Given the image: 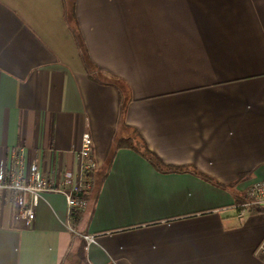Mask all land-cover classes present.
<instances>
[{
	"label": "crops",
	"instance_id": "crops-1",
	"mask_svg": "<svg viewBox=\"0 0 264 264\" xmlns=\"http://www.w3.org/2000/svg\"><path fill=\"white\" fill-rule=\"evenodd\" d=\"M102 75L127 86L124 123ZM86 131L101 168L77 227L96 241L63 194L25 226L0 191V264H264V212L235 207L264 179V0H0V161L24 147L61 178ZM137 132L183 170L129 146L108 164Z\"/></svg>",
	"mask_w": 264,
	"mask_h": 264
},
{
	"label": "built area",
	"instance_id": "built-area-1",
	"mask_svg": "<svg viewBox=\"0 0 264 264\" xmlns=\"http://www.w3.org/2000/svg\"><path fill=\"white\" fill-rule=\"evenodd\" d=\"M93 147L91 133L84 132L77 148V171L66 170L61 178L57 170L50 176L41 170L36 160L28 162L24 147L10 149L8 159L0 161V191L11 193L15 218L28 226L33 224L43 194L61 193L69 208V229L84 237L88 244L96 241L94 234L80 232L74 215L76 211L84 210L88 206V201L81 194L92 188V172L99 166L93 155ZM257 205L264 207V179L251 183L245 190L243 201L235 207L242 216ZM256 253L264 261V238Z\"/></svg>",
	"mask_w": 264,
	"mask_h": 264
},
{
	"label": "trees",
	"instance_id": "trees-1",
	"mask_svg": "<svg viewBox=\"0 0 264 264\" xmlns=\"http://www.w3.org/2000/svg\"><path fill=\"white\" fill-rule=\"evenodd\" d=\"M76 39L78 40V43L82 49V54L84 56V58L86 59V63L90 66L93 67V64H91L89 62V59L87 58V53H86V49L84 47V43L83 40L81 38V35L79 33V31L77 30V27L73 28ZM101 78V76H100ZM102 81L106 82V83H111L115 86H117V88L119 89L120 95H121V111H120V119L119 121L124 123V109H125V103H126V97H127V86L125 85V83L118 79V78H114V77H109L106 75H102ZM122 146H129L135 150H137L138 152H140L142 155H144L148 160H150L155 166L161 168V169H166V170H183V166H176V165H172V164H166L164 163L153 151H151L148 146L146 145V143L144 142V140L142 139V137L140 136V134L137 132L134 135L128 136L126 138H119V139H115L112 147L110 148L109 151V157H108V164L110 163V161L112 160V158L114 157V154L116 152V150ZM100 165L92 172V179H93V185L92 188L87 191V192H83L81 194V196H83V198H85L88 201V206L87 208H85L84 210H78L75 212V221L76 223H78V220L81 218V215L89 209L91 201L93 199V195L94 193H96V187H97V172L100 169ZM259 211V212H264V207L263 206H253L250 211ZM24 223V222H23ZM24 225L26 226V224L24 223Z\"/></svg>",
	"mask_w": 264,
	"mask_h": 264
}]
</instances>
